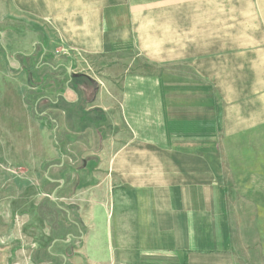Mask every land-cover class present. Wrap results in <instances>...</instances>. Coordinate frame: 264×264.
Wrapping results in <instances>:
<instances>
[{"label":"rangeland","instance_id":"rangeland-1","mask_svg":"<svg viewBox=\"0 0 264 264\" xmlns=\"http://www.w3.org/2000/svg\"><path fill=\"white\" fill-rule=\"evenodd\" d=\"M257 2L56 0L57 12L66 8L70 12L78 10L80 14H87L85 10L92 8L94 15L103 14L108 28L125 30L126 37L120 39H126L121 42L129 41L130 46L115 53L89 56L80 51L73 55L76 51L65 38L64 16L51 14L48 7L44 8L47 14L41 16L36 13L38 2L34 4L32 0H0V227L3 223L9 227L7 232L0 234L16 242L13 246L19 250L33 249V258L38 264H63L61 258L48 250L55 239L52 230V226H56L55 220L67 217L66 211V215H58L54 206L61 205L64 210H70L71 218L80 221L77 188L80 187L79 169L82 166L80 161L76 163L78 169L70 166L72 162L67 158L70 148L66 149L64 143V120L60 112L63 102L55 97L56 92H65V84L73 74H69L67 68L73 67L78 72L84 70L94 82L90 88L100 86L103 89L105 102H111L113 94L118 98L122 93L125 76L154 73L161 81L169 83L167 88L174 103L176 87L185 93L186 104H204L209 101V93L212 94L221 114L233 110L234 116H241L242 109L252 101L263 103L264 89L258 90L262 93L259 95H244L242 76L231 77L223 73L227 64L222 66L216 79L199 75L192 66L194 58L214 56L225 59L230 55H241L244 37L249 39L252 34L250 25L259 22V17L244 16V8H257ZM244 24L249 25L248 31H244ZM4 34L6 38L2 39ZM178 38L183 40L180 47H176L180 44ZM209 38L213 43L211 46L204 42ZM167 39L168 42L161 46V41ZM261 39H264L263 35ZM151 40L156 41L154 47H149ZM33 45L40 62L36 64L50 66L44 65L42 72L29 81L25 78V75L30 78L29 75L21 71L22 56L32 52ZM46 48L47 52L44 51ZM19 51L22 56L17 53ZM12 54L15 62L8 63V59L13 60L10 59ZM156 56L170 59L169 64L161 65L148 59ZM175 57L181 58L178 63H174ZM166 68L182 71L183 81L168 78V75L162 77L159 73ZM77 84L83 85V82L73 87ZM47 97L50 99L45 100ZM225 129L224 126L215 144L208 137L192 136L184 145L178 143L170 147L168 161H163V171L167 174L161 178L153 176L152 186L179 187L184 181L185 184L199 183L201 187H208V184L223 187L224 215L236 254L243 263L245 256L248 264H264V193L244 192V187H264V176L244 175V165L249 167L256 162L253 159L255 153L244 152V136L233 138L231 129H228V135ZM50 153L54 155L53 159H48ZM176 162H179L178 169ZM50 179L64 183L52 184ZM103 179L102 175L97 181L103 183ZM244 181L250 184L244 185ZM120 185L109 181V187ZM59 186L65 188L57 192ZM65 195L73 197L62 200ZM68 228V233L58 232L64 234V240L66 234L78 235L81 227L71 225Z\"/></svg>","mask_w":264,"mask_h":264},{"label":"crops","instance_id":"crops-1","mask_svg":"<svg viewBox=\"0 0 264 264\" xmlns=\"http://www.w3.org/2000/svg\"><path fill=\"white\" fill-rule=\"evenodd\" d=\"M32 1L38 2L36 13L41 16L47 14L44 8L48 7L51 14L65 17V38L76 51L73 55H78L79 51L89 56L115 53L130 46L129 41L121 42L126 39H120L126 37L125 30L108 28L103 14L94 15L92 8L85 10L87 14H80L78 10L70 12L66 8L57 12L56 0ZM256 1L257 8H244V16L259 17V22L250 25L252 34L249 39L244 37L241 55L225 59L194 58L192 62L193 70L207 79H216L222 66L227 64L223 73L242 76L244 95L264 93L258 91L264 89V39H261L264 36V0ZM248 26L244 24V31H248ZM151 41L149 47H154L156 41ZM182 41L178 38L180 44L176 47H180ZM165 42L168 39L162 40L161 46ZM204 42L208 46L213 44L211 38ZM37 58L30 64H40ZM148 59L161 65L170 62L162 56ZM180 59L175 57V62H171L178 63ZM8 63L11 62L8 60ZM70 70L73 74L68 72L71 77L65 84V92H56L55 97L63 102L60 112L64 120V143L66 149L70 148L67 155L72 162L70 166L76 170V163L82 162L80 187L77 188L80 221H74L71 211L66 209L64 219L67 221L63 223L62 217L60 222L65 225L64 233H68L71 225L81 228L78 235L66 234L65 240L64 234L53 233L55 239L49 253L52 250L63 264H248L245 256L243 263L234 250L224 215L223 187H212L213 184L201 187L199 183L185 184L184 181L179 187H153L152 179L167 174L163 171V161H168L170 147L178 143L184 145L192 136L208 137L215 144L224 126L227 135L230 128L233 138L244 136V152L255 153L256 162L249 167L244 165V175L264 176V96L263 103L252 101L244 107L241 116H234L233 110L221 114L212 94L209 93V101L204 104H186L185 93L176 87L174 103L167 88L169 83L161 81L154 73H145L125 76L122 93L118 98L113 94L111 102H105L100 86L93 89L95 96L88 100L87 94L91 91L88 87H73L77 75L88 74L73 67ZM159 74L182 81L184 78L182 71L168 68ZM25 78L29 80L26 75ZM50 158H54L51 153ZM176 164L178 169L179 162ZM100 175L104 177L103 183L97 181ZM50 180L52 184L64 183L63 180ZM109 181L122 185L109 187ZM248 184L250 182L244 181V185ZM257 186L244 187V192L264 193V187ZM64 188L59 186L56 191ZM71 197L65 195L62 200L68 201ZM8 230L7 223H3L0 232ZM0 237V264H38L33 258V249L19 250L13 246L16 242L7 236Z\"/></svg>","mask_w":264,"mask_h":264},{"label":"trees","instance_id":"trees-1","mask_svg":"<svg viewBox=\"0 0 264 264\" xmlns=\"http://www.w3.org/2000/svg\"><path fill=\"white\" fill-rule=\"evenodd\" d=\"M44 65H47V66H45V67H48V66H50L49 64H47V63H43L42 65H39V64H36V62L34 63V64H31L30 65V69H32V72L33 73H39V72H42V67L44 66ZM47 75V74H46ZM46 75L44 76V77H46ZM29 81H30V79L32 80H34V76L33 77H31V75H29ZM77 77H78V80H76V83H82L83 82V85H79L78 86V84H77V86H78V88H85V87H88L87 89H88V91L89 90H91L88 94H87V97H88V100H90V99H93L94 98V96H95V93H94V90H92L91 88H92V85L94 86V82H93V80L92 79H90L88 76H86V75H84V74H80V75H77ZM45 79H47V78H45ZM50 79V78H49ZM84 82H87L86 84L87 85H85L84 84ZM91 87V88H90ZM97 88V86H95V89ZM91 92H93V96H90L89 94H91ZM85 93H87V91L85 92ZM44 98V97H43ZM45 100H49L48 98H45ZM60 128V127H59ZM58 128V129H59ZM54 209H55V212L58 214V215H66L65 214V210L63 209V207H61V205H59L58 207H56V206H54ZM52 218H53V216H52ZM55 225L56 226H52V230H53V233H58L59 231H61V230H64L65 229V225L63 224V223H61L58 219L57 220H55ZM62 228V229H61Z\"/></svg>","mask_w":264,"mask_h":264},{"label":"flooded vegetation","instance_id":"flooded-vegetation-1","mask_svg":"<svg viewBox=\"0 0 264 264\" xmlns=\"http://www.w3.org/2000/svg\"><path fill=\"white\" fill-rule=\"evenodd\" d=\"M3 34V33H2ZM6 38V34H4L3 35V38L2 39H5ZM37 48H36V46L35 47H33L32 48V52L30 53V54H26V55H23L22 56V52L21 51H19V52H17L18 54H20L22 57H23V59H24V61H23V67L21 68V71H24L26 74H28V75H32L33 74V72H32V69H30L31 67H30V63H31V61L33 60V59H35V58H37L38 56H37V50H36ZM9 51V50H8ZM13 54H15V53H13ZM13 54L10 56V59H13V60H11L10 62H13L14 61V56H13ZM9 60V59H8ZM15 62V61H14ZM25 62V63H24Z\"/></svg>","mask_w":264,"mask_h":264},{"label":"water","instance_id":"water-1","mask_svg":"<svg viewBox=\"0 0 264 264\" xmlns=\"http://www.w3.org/2000/svg\"><path fill=\"white\" fill-rule=\"evenodd\" d=\"M68 72L71 73V70H70L69 68H68ZM54 195H55V194H53V196H54Z\"/></svg>","mask_w":264,"mask_h":264}]
</instances>
